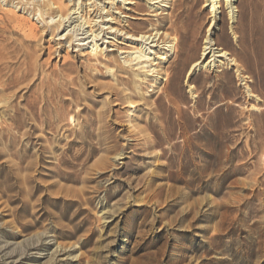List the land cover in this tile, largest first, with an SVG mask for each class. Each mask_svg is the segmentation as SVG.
Listing matches in <instances>:
<instances>
[{
	"label": "rangeland",
	"instance_id": "rangeland-1",
	"mask_svg": "<svg viewBox=\"0 0 264 264\" xmlns=\"http://www.w3.org/2000/svg\"><path fill=\"white\" fill-rule=\"evenodd\" d=\"M62 1L106 43L71 40L78 22L51 32L58 17L0 0V18L37 31L0 58V90L30 69L0 92V264H264V0H236L233 23L222 0L214 31L207 0ZM172 9L179 33L166 29ZM156 30L178 45L151 48L166 60H151L159 74L144 79L127 53ZM207 37L234 65L188 75ZM129 75L145 97L131 106L112 95L130 92L117 82Z\"/></svg>",
	"mask_w": 264,
	"mask_h": 264
},
{
	"label": "bare ground",
	"instance_id": "bare-ground-1",
	"mask_svg": "<svg viewBox=\"0 0 264 264\" xmlns=\"http://www.w3.org/2000/svg\"><path fill=\"white\" fill-rule=\"evenodd\" d=\"M166 1H172V0H155L150 5L151 6L156 5V7H160V6H163V3H166ZM235 1L236 0H225L224 1V8L226 11H228L229 19H230L231 23H233L234 19H235V15H234V13H235L234 12ZM19 2H20V4L22 3L25 6L26 5L32 6L33 9L36 10L39 13V16L42 18L44 15H46L47 18H50V19H54V18L58 17L56 22L49 24V26H50L49 28L51 29V32H54V28H60L61 25H65L66 23H69L71 25L73 22H78V24L73 25L72 29L66 33V35L69 36V38H71V40L83 41V40L91 37L92 40L89 43H92L94 41H98V40H102L103 38H106V37H102V38L98 39L100 34L104 31V28H101L100 33L94 34V32L96 33L97 30L93 31L92 30L93 27H90V23H92L91 22L92 19L89 20V17L86 18V15H84V13H82V12H84L83 10L80 11V13H82L80 18L75 17L77 20L74 21V18H72V16H70V13H68V9L65 10L62 0H32V2H30V0H19ZM207 2H209L212 5L211 6V13H212L211 18L214 19L209 30L214 31L215 25H216L215 20L217 18V14H218L217 10L220 8L222 0H207ZM7 3L8 2L6 1V4ZM127 4H129V3L127 2ZM176 4L173 2L171 4V7L177 6ZM79 9L80 8H78L76 10H79ZM76 10L73 14H76ZM102 10H104V8ZM174 12L175 11H173V9H172V12L170 13L171 17H174V21L166 29L168 30L167 32L170 31L173 33H179L180 31H178V29H177V24H178V22L179 23L183 22V20H182L183 19L182 18L183 12L180 11V13H178L176 15L174 14ZM106 14H108V13H106ZM107 16L108 15H106L105 17H107ZM123 16H125V15H123ZM123 18H125V17H123ZM80 19H82L81 22H79ZM111 20H113V19H108V20H105L103 22H110ZM70 25H68V26H70ZM85 25H87V26L84 27ZM136 25L138 27H141L142 23H139ZM84 28H88V31H85ZM105 29L108 30L109 34H116V33L120 32V30L113 29L112 27H108ZM130 30L132 31V29H130ZM167 32L163 33V32H158L157 30L153 31L151 33L142 32L138 36H135L134 38H132V40L134 42H136L137 44H139L140 47L137 49L133 48L135 50L133 53H127L130 55L129 57H127V61H129V62L137 61L136 63L133 64L134 66L143 64L142 68L147 69L146 71H143V72H145V78L144 79H146L148 77L157 78V76H154V74H159V72L156 70V68H152V66L156 65V63L153 62V64L146 66L148 63H150L151 60H155L157 58V57H155V59L149 58V55L154 54V52L151 50V48H154V49L157 48L158 49V48H161L164 46V48L169 50V52H172L175 49V45L178 43L177 38L175 37L176 35L173 34L174 37H171V33H167ZM125 34H127V33H125ZM36 35H37V31L35 30V28L32 25L27 24V22L25 20H20V19H17L16 17L4 15V17L0 18V42L4 43L3 45L0 44L2 47V48H0V58H6V57H14L15 58V56H19L20 54H18V53H20L21 50L25 51V47L27 46L29 39L35 38ZM13 36H16L17 39H14ZM129 38H131V37H129ZM57 40H62V38H59ZM102 42L106 43L105 40H102ZM86 44L87 43L82 42L81 44H77V45L84 46ZM203 44H204V46H203V49L201 52V56H200L199 60L195 61L191 65L189 72H188V75H191L192 73H194L197 70L202 69V68H208L211 66L215 67L217 63H222L223 59L228 60L232 66L234 65L233 59L227 58L228 53L221 48L215 47V44L212 43V41L208 37L205 39ZM143 45H147L149 47L147 49L148 50L147 54L144 51L145 48L144 47L142 48ZM94 47H95V49H93ZM173 52H175V51H173ZM124 53H126V52H122L120 54H124ZM22 55L25 56V53L22 52ZM88 56L90 57V59H93L95 61L99 60V53L97 52L96 43H93ZM157 59H159L161 61H165L166 57H164V53H162L160 55V58H157ZM110 60L112 63L116 62L115 59H110ZM110 64L111 63L106 62V66H109ZM116 67L120 72H124L126 74L129 73V71H127V69L122 67V66L117 65ZM7 73H8V71H7ZM29 73H30V69L28 70V68H27V70H25V72L18 78L13 77V76H8L5 79V81H3L2 85H1L2 89L0 90V92H3V91L8 90V89H12V88L14 89V87L19 86V84L23 83L26 80V78L29 76ZM141 81L142 82H139V85L143 84V80H141ZM117 82L122 84V85L128 86V90L130 92L123 94L122 92L114 91L112 95L115 96L116 100L127 101L130 104V106H131V104H133L131 102V100H133V99H139V100H143V101L145 100V97L140 92H137L135 90L138 87L134 89V87L132 86L137 81L133 77H131L130 75L127 78H124V77L117 78ZM190 89H192V86H190ZM104 115L105 114L103 112L96 113L94 116V117H96L95 120L96 121H102L104 118ZM154 144L157 147L158 143L157 144L154 143ZM152 146H154V145H152ZM121 156H122V154L119 153L117 155V158L119 159Z\"/></svg>",
	"mask_w": 264,
	"mask_h": 264
}]
</instances>
